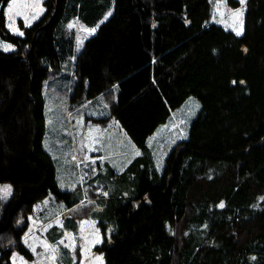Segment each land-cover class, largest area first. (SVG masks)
I'll return each mask as SVG.
<instances>
[{
	"label": "trees",
	"instance_id": "16d2710c",
	"mask_svg": "<svg viewBox=\"0 0 264 264\" xmlns=\"http://www.w3.org/2000/svg\"><path fill=\"white\" fill-rule=\"evenodd\" d=\"M10 2L0 0V39L15 47L0 49V186L13 192L0 199V264L34 257L24 237L37 203L75 206L43 142L47 81L74 57L70 102L103 97L144 153L125 170L132 192L104 217L113 233L100 223L106 264H264V0L245 2L241 36L211 22V0H44L18 36ZM75 19L99 25L77 55ZM190 96L202 108L160 172L148 139Z\"/></svg>",
	"mask_w": 264,
	"mask_h": 264
},
{
	"label": "rangeland",
	"instance_id": "374dc122",
	"mask_svg": "<svg viewBox=\"0 0 264 264\" xmlns=\"http://www.w3.org/2000/svg\"><path fill=\"white\" fill-rule=\"evenodd\" d=\"M246 1L238 0L240 6L233 8L228 0H211V22L235 34L240 32L238 36H241ZM43 2L15 0L9 19L11 1L4 10L10 32L22 36L18 23L22 21L26 26L35 23L45 12ZM112 6L113 3L108 8ZM70 25L76 32L75 36L78 35L75 49L79 50L93 31L85 28L79 19L71 21ZM5 45H10V48L6 50ZM14 48L13 44L0 39L3 52H11ZM64 73L65 69L59 74L60 79L58 76L49 78L45 87L47 126L43 142L56 164V181L63 191L72 194L71 203L75 206L69 209L65 202L58 201L51 194L37 203L29 217V229L24 237V244L34 257L30 259L15 252L11 261L13 264H62V261L63 264H106L103 255L95 251L97 245L104 243L100 223L107 224L109 235L113 233V222L105 221L104 217L115 205L126 201L120 200L121 197L127 199L132 192L133 173L125 170L135 158L144 155L111 115L110 105L103 97L91 104L87 101L78 104L70 102L72 88L70 80L61 76ZM201 108V101L190 96L149 137L150 155L158 171L162 172L171 149L188 138L191 121ZM5 187L10 188L7 195L3 192ZM12 192L10 185H1L0 199L11 197Z\"/></svg>",
	"mask_w": 264,
	"mask_h": 264
},
{
	"label": "crops",
	"instance_id": "0c3cea01",
	"mask_svg": "<svg viewBox=\"0 0 264 264\" xmlns=\"http://www.w3.org/2000/svg\"><path fill=\"white\" fill-rule=\"evenodd\" d=\"M11 1H13V0H11ZM109 13H112V11H110V12H108L107 14H105L104 16H103V18H102V20H100L101 22L99 23V25L101 24V23H103L104 22V20H107L110 16H111V14H109ZM76 20V19H75ZM74 21V20H73ZM99 25H97V26H95V27H89V26H87V25H85V24H83V26L85 27V28H87V29H89V30H92V29H95V31L93 32V34L91 35V36H89V37H87L83 42H84V44H85V42L90 38V37H92V36H94V34L95 33H97V30H98V28H99ZM77 41H78V35H76V43H75V47H77ZM80 42V41H79ZM80 43H82V42H80ZM83 44V43H82ZM84 44H83V46H84ZM75 47H74V49H75ZM83 48V47H82ZM82 48H80L79 50H76L75 49V55H77L80 51H81V49ZM74 60H75V57L70 61V63L69 64H67L66 66H64V69H65V72L66 73H64V74H62L61 76H64V77H69V79H71L70 80V85H71V87H72V80H74ZM69 66V67H68ZM67 72H68V74H67ZM54 88H56V87H54ZM53 88V89H54ZM90 104L91 103H93V101L92 102H89Z\"/></svg>",
	"mask_w": 264,
	"mask_h": 264
},
{
	"label": "snow or ice",
	"instance_id": "6c2138e0",
	"mask_svg": "<svg viewBox=\"0 0 264 264\" xmlns=\"http://www.w3.org/2000/svg\"><path fill=\"white\" fill-rule=\"evenodd\" d=\"M15 6V0H13L12 6L9 7L8 12H9V19H11V13L13 12V7ZM71 27V25L69 26ZM91 31H95V29H92ZM21 35H23V33H20ZM240 32H237V35H240ZM5 49L7 50L8 48H10V45H5L4 46ZM3 192L5 193V195H7L8 193H10V188L9 187H5L3 189ZM224 205L221 204L220 207H223ZM61 243H63V241H61Z\"/></svg>",
	"mask_w": 264,
	"mask_h": 264
}]
</instances>
